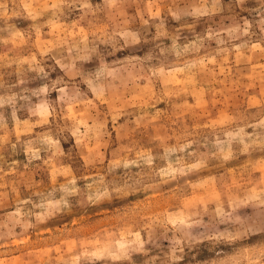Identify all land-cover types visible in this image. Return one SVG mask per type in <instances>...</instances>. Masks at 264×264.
I'll return each instance as SVG.
<instances>
[{
  "label": "rangeland",
  "instance_id": "rangeland-1",
  "mask_svg": "<svg viewBox=\"0 0 264 264\" xmlns=\"http://www.w3.org/2000/svg\"><path fill=\"white\" fill-rule=\"evenodd\" d=\"M0 264H264V0H0Z\"/></svg>",
  "mask_w": 264,
  "mask_h": 264
}]
</instances>
